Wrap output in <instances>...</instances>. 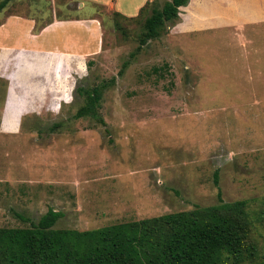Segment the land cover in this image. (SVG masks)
Here are the masks:
<instances>
[{"label": "rangeland", "instance_id": "rangeland-1", "mask_svg": "<svg viewBox=\"0 0 264 264\" xmlns=\"http://www.w3.org/2000/svg\"><path fill=\"white\" fill-rule=\"evenodd\" d=\"M192 1L140 51L151 10L101 9L104 51L64 94L43 95L59 87L51 56L22 67L19 48L0 54V228H29L50 209L63 213L55 229L88 231L215 206L218 173L225 202L248 201L252 264H264V14L246 23L234 0ZM55 3L42 12L38 0H13L0 25L21 16L40 30L90 12ZM114 79L101 102L106 125L76 118L86 102L76 88Z\"/></svg>", "mask_w": 264, "mask_h": 264}, {"label": "trees", "instance_id": "trees-1", "mask_svg": "<svg viewBox=\"0 0 264 264\" xmlns=\"http://www.w3.org/2000/svg\"><path fill=\"white\" fill-rule=\"evenodd\" d=\"M12 0L0 3V13ZM190 0H156L145 22L140 51L163 36L180 20V9ZM124 18L123 15L116 13ZM37 31H40L37 29ZM126 66V65H125ZM115 83L88 88L76 118L92 117L102 126L100 110L104 92ZM219 204L157 218L79 231L55 229L63 213L50 209L29 228H0V264H252L258 246L250 239L252 222L248 201L227 203L215 174Z\"/></svg>", "mask_w": 264, "mask_h": 264}, {"label": "crops", "instance_id": "crops-1", "mask_svg": "<svg viewBox=\"0 0 264 264\" xmlns=\"http://www.w3.org/2000/svg\"><path fill=\"white\" fill-rule=\"evenodd\" d=\"M68 1L74 6L77 5L78 12H83L88 8L89 15H78V17L68 19L55 17L44 25L40 31H37L36 19L21 16H12L0 25V54L4 52L8 54L12 49L19 48L20 61L22 62V59L25 58L24 65L23 62L21 63L22 67H25L27 61L31 63L30 60L37 58L43 60L44 57L41 56L43 54L45 56L49 55L55 60L53 70L59 80V87L48 88L43 92V95H45V92L47 94L54 92L64 94V91L66 92L70 88L67 81L77 76L80 69L82 70L86 66V62L90 58L103 53L105 38L103 23L100 17L97 16L99 11L105 10L110 13L121 14L127 18H136L145 8L151 7L156 0ZM53 2L55 3V0ZM202 3L203 0H193L189 7L203 5ZM229 3L230 7L238 9V13L244 14L241 15L243 17L240 19L246 23L259 20V18L255 19L252 16L253 13L264 14V0H234ZM44 5L45 0H38V4L34 6L43 12L44 10L41 8ZM53 8L54 12L60 10L56 3ZM183 9L184 7L180 10ZM72 10L77 12L76 9L64 11ZM28 53L31 55H28ZM44 60L46 61L45 58ZM34 105L38 107L35 103L32 106Z\"/></svg>", "mask_w": 264, "mask_h": 264}]
</instances>
